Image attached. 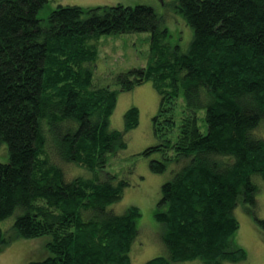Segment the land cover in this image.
Wrapping results in <instances>:
<instances>
[{
    "label": "trees",
    "instance_id": "16d2710c",
    "mask_svg": "<svg viewBox=\"0 0 264 264\" xmlns=\"http://www.w3.org/2000/svg\"><path fill=\"white\" fill-rule=\"evenodd\" d=\"M46 1L0 0V222L16 216L12 231L0 226V251L48 235L46 255L24 264H131L140 210L114 211L129 182L106 166L127 147L139 110H125L123 129L109 116L118 90L149 80L156 141L138 154L172 173L154 210L165 253L143 264L243 260L234 208L253 207L264 179V0H175L192 29L185 51L149 4L58 2L44 24ZM136 31L150 33L147 63L114 75L117 88L101 83L100 36ZM65 164L92 175L67 174Z\"/></svg>",
    "mask_w": 264,
    "mask_h": 264
},
{
    "label": "rangeland",
    "instance_id": "374dc122",
    "mask_svg": "<svg viewBox=\"0 0 264 264\" xmlns=\"http://www.w3.org/2000/svg\"><path fill=\"white\" fill-rule=\"evenodd\" d=\"M58 2L76 4L83 7L110 5L116 3L133 5L146 3L154 7L162 19V24L168 28L167 41L185 51L192 37V29L182 15L175 9V0H48L37 11V17L47 23V16ZM150 33L136 31L127 33L102 34L98 39L100 63L96 60L94 75L99 76L103 84L111 83V78L118 72L133 66L147 63L149 56ZM112 88L118 86L110 84ZM159 94L151 81H144L127 90H118L115 107L109 116L110 126L116 129L124 127V112L130 106L139 110L137 126L125 134L127 147L120 150L109 160L106 170H117L126 173L129 184L123 189L122 197L112 207L117 213H123L130 205L137 206L140 216L137 219L138 238L130 249L131 264H143L145 260L165 253L161 239L162 225L154 218V210L161 195V184L171 177V171H152L148 166V157L138 154L145 146L153 144L156 138L152 131V117L157 112ZM262 132L264 133V127ZM8 160V150L5 142L0 144V161ZM67 174L72 176H90L92 172L78 165L77 168L64 165ZM84 168V169H83ZM102 176V171H97ZM256 191V203L253 207L244 201L238 202L234 215L238 227L232 235V243L242 247L246 256L239 261H224L223 264H264V179H259ZM252 209L255 212H252ZM15 214L0 222L4 231L13 230ZM258 219V220H257ZM264 222V221H263ZM48 235L36 238H16L0 251V264H24L46 255L45 242ZM44 248V250H42ZM174 264H201L199 259L178 261Z\"/></svg>",
    "mask_w": 264,
    "mask_h": 264
}]
</instances>
